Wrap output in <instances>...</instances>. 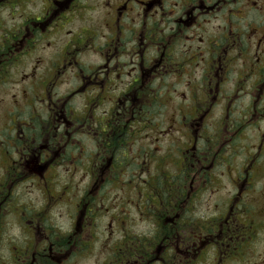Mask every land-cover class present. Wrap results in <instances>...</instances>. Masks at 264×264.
I'll use <instances>...</instances> for the list:
<instances>
[{"label":"clouds","instance_id":"9594fccd","mask_svg":"<svg viewBox=\"0 0 264 264\" xmlns=\"http://www.w3.org/2000/svg\"><path fill=\"white\" fill-rule=\"evenodd\" d=\"M0 264H264V0H0Z\"/></svg>","mask_w":264,"mask_h":264},{"label":"flooded vegetation","instance_id":"af4514ba","mask_svg":"<svg viewBox=\"0 0 264 264\" xmlns=\"http://www.w3.org/2000/svg\"><path fill=\"white\" fill-rule=\"evenodd\" d=\"M58 71V69L57 68H55V67H53L52 69H51V74L52 75H55V73ZM41 163H44V161L43 160H41ZM55 195H59V193H54Z\"/></svg>","mask_w":264,"mask_h":264}]
</instances>
